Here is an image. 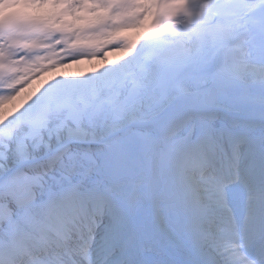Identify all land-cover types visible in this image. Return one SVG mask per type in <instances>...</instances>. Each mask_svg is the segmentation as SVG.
<instances>
[{"label": "snow or ice", "instance_id": "6c2138e0", "mask_svg": "<svg viewBox=\"0 0 264 264\" xmlns=\"http://www.w3.org/2000/svg\"><path fill=\"white\" fill-rule=\"evenodd\" d=\"M246 79L229 51L198 39L138 87L121 82L52 99L32 123L0 125V251L30 229L75 224L104 250V264H230L212 254L226 235L264 264V197L249 205L260 225L253 233L249 218L241 224L231 208V166L221 163L226 145L239 146ZM73 126L92 138H74ZM13 144L25 149L15 169ZM6 186L18 193L16 211L4 200ZM146 239L155 247L145 248Z\"/></svg>", "mask_w": 264, "mask_h": 264}, {"label": "bare ground", "instance_id": "6f19581e", "mask_svg": "<svg viewBox=\"0 0 264 264\" xmlns=\"http://www.w3.org/2000/svg\"><path fill=\"white\" fill-rule=\"evenodd\" d=\"M52 9V8H49ZM126 63V57L122 55H118L117 59L114 63L117 68L113 67V70L107 67L108 63L105 61H102L99 63L100 71L97 75H92V71L87 68H81L79 71L78 69H73L71 74L66 72L57 73L53 76L55 79L54 82L50 85L45 86L44 90L45 92H51L47 91L48 88L50 90L59 87L60 85L65 86V83H71L73 86V90L76 89L77 86H79L78 83H83L85 79H91L96 78L98 82V87L100 89H103L105 87V84L110 80L111 73L120 72L122 68L125 66ZM81 78V79H80ZM58 84V85H56ZM56 85V87H55ZM48 87V88H47ZM37 87H33L30 90L27 89L26 91H23V93L18 96L14 101L8 102L0 111V123L3 122L6 119L9 118H20L22 115L26 114L30 109H32V106L39 101L40 99V92ZM261 186V183H259ZM264 192H261L260 189L257 190V194H263ZM232 208V206H231ZM225 216H229L230 213L225 210ZM67 231L68 234V242L70 245H74L75 238L78 237V235L81 233V225H72L69 228H64ZM81 264V263H79Z\"/></svg>", "mask_w": 264, "mask_h": 264}, {"label": "rangeland", "instance_id": "374dc122", "mask_svg": "<svg viewBox=\"0 0 264 264\" xmlns=\"http://www.w3.org/2000/svg\"><path fill=\"white\" fill-rule=\"evenodd\" d=\"M88 80H85V82H87ZM2 106H3V103H0V109L2 108ZM13 118H10V121L12 120ZM85 130V132H84V134L85 135H87L88 137H92L91 136V133L87 130V129H84ZM29 143V150L31 149V145H32V143L33 142H28ZM14 147H15V144H13V150L11 151V152H13L14 151ZM14 160H16V158L15 159H13V161ZM12 162V160L9 158V161H8V163H11Z\"/></svg>", "mask_w": 264, "mask_h": 264}]
</instances>
